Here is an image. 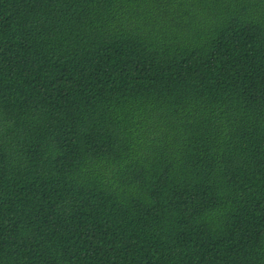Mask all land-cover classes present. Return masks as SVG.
Masks as SVG:
<instances>
[{"label": "trees", "instance_id": "obj_1", "mask_svg": "<svg viewBox=\"0 0 264 264\" xmlns=\"http://www.w3.org/2000/svg\"><path fill=\"white\" fill-rule=\"evenodd\" d=\"M0 264H264V0H0Z\"/></svg>", "mask_w": 264, "mask_h": 264}]
</instances>
